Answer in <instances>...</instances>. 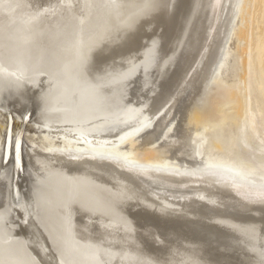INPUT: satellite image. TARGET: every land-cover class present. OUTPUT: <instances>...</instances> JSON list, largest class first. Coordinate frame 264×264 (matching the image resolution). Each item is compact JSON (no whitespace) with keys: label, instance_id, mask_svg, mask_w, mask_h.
<instances>
[{"label":"bare ground","instance_id":"1","mask_svg":"<svg viewBox=\"0 0 264 264\" xmlns=\"http://www.w3.org/2000/svg\"><path fill=\"white\" fill-rule=\"evenodd\" d=\"M209 2L0 0V264H264V184L214 164L227 157L216 130L208 157L195 151L199 130L238 126L240 105L217 109L239 101V86L191 106L186 84L206 78L190 58L170 84L195 33L190 52L200 50ZM225 2L235 20L236 0ZM222 22L210 81L232 39ZM245 38L239 28L234 49ZM44 136L49 147L36 141ZM142 137L166 144L142 149Z\"/></svg>","mask_w":264,"mask_h":264},{"label":"rangeland","instance_id":"2","mask_svg":"<svg viewBox=\"0 0 264 264\" xmlns=\"http://www.w3.org/2000/svg\"><path fill=\"white\" fill-rule=\"evenodd\" d=\"M210 2L213 4H210V7L208 8V10L203 9L202 16L204 18L201 16V20L199 24H198V19H199L198 16H200V14L197 16V19H196L197 21L195 25L197 26L198 24L199 26L202 22V25L204 28V33H203L204 35L201 34L203 36L201 37L204 40L203 39L200 40V45L198 44L200 50L194 51L193 52L194 54L190 52V50L194 46V41L196 40V37L199 36L198 33H195L193 34L194 38L191 39L190 41V44H189L190 46L187 47V50H184L182 52V59H183V61L181 62L182 64L179 66L177 70L178 74L175 75L173 81L170 84L172 85V84L177 83L180 77L183 63L184 62L186 63V59L190 58L189 61H190L191 66L198 65L197 66L198 67L197 77L199 76L201 79H203L204 77L206 78L205 81L202 82V85H199L197 83H196L197 85L196 84L191 85L189 83H188L189 85L186 84L185 87H188V86L190 87V89L188 87V90L186 91V93L189 91L187 93L188 95H191L192 93L195 92L191 96L192 97L191 101L194 102L190 104L191 106L195 105L197 107L198 106L200 107L202 105L203 98H204V102L208 100L207 98L211 96L215 98H220V95L222 94L221 91L223 88H230V87L233 88L235 84L236 86H239V94H238L239 101L229 100L230 102L227 101L225 103H222L217 109V113L232 114L234 113L235 107L237 105H240L241 116L238 119V126L233 128V126L230 125V122H227L225 123V127L222 126L218 129L216 127H211L209 130H204V129L199 130L198 132H196L194 136L197 139L195 142L196 144L195 151H196V154L199 160H201L202 158H207L208 152L210 150H209L208 138H205V137L209 132H213L216 130L218 137H220V145H219L221 148L220 154L223 155L225 152L227 154V157L223 155L225 157L222 156L220 160L215 159L216 161H214V164L221 168L224 167L227 170L231 169L239 177H242L244 179L248 177H252V180H254L255 182L264 184V0H236L235 6H234L236 8V11L233 16L235 20H232L233 19L232 18L231 21L227 13L229 11L231 12L232 5H233L231 4L232 2L230 4H226L228 7L224 6L225 3H227L225 2V0H210ZM218 2L219 4L220 2L222 3L219 5L217 4ZM214 5L215 6L219 5L218 7H215V8H218L217 10L216 9L214 10ZM219 7H221V9ZM241 7L243 8L242 19L239 20V18L241 17L239 13ZM226 9H228L229 11H226ZM201 11H202V8H201ZM223 11L224 13L221 14L220 12H223ZM232 12L234 13V11ZM221 20L225 21L224 24H226L224 25L225 27L223 28L224 34L227 31L228 34L230 33L232 39L228 40L229 44H228L227 52L225 53V55L222 53V55H220V58L218 59L216 63L214 78H217V79L210 81L209 72H211L210 70H211L212 60L216 56L215 53L218 50L220 52V49H221L219 47L220 41L217 40V35H214V34L220 33L222 30L221 28L223 26V22ZM213 21H215L216 24ZM210 22L212 23V25ZM204 23H205V26H204ZM220 23L222 25H220ZM209 24L210 26H208ZM227 25H229V28H227L228 27ZM239 28L246 31V38L244 40H240L238 43V48L234 49V46H233V43L235 40L234 38ZM212 30H214V33ZM213 38L215 41L213 40ZM226 40H225V45L227 42ZM208 50H212V51L210 52ZM204 53L208 55L206 56V54ZM227 65L230 66V71L228 75L226 76L225 73L227 72V70H224V69L226 68ZM226 80L228 82H226ZM191 86L193 88H191ZM215 87H217L218 90ZM180 88H181L180 89V92H181L183 87L181 86ZM195 95L197 96L194 97ZM177 98H178V95L177 97L174 96V100H176ZM195 98H197V100ZM1 105L3 106L4 104H0V106ZM3 110L6 111L5 107H0V129H2V131L4 130V118L2 116ZM11 111L13 112V110ZM30 117L33 120L35 119L33 112H30ZM26 129H30L31 132L33 131L32 134H30L31 136L34 134V131L36 132V128L33 127V125H30V126L28 124L25 125V130ZM234 130H236V132L232 136H229L231 133H233ZM35 137L37 138V135ZM145 138L144 137L140 138L142 142V144L140 143L142 145L141 147L142 149H153L154 147L161 146L162 144L165 143L164 142L165 139L163 140L160 139L157 143H155V145L143 146L145 145V143H143ZM39 140H36V141L40 142L39 144L44 147H49L53 143L49 137H45V136L41 137ZM131 141L133 142V139ZM105 153L114 154V156H117L118 161L122 163H126V164H137V165L145 164L146 166L149 167V169L158 168V169H164V170L166 169V170H174V171H176L177 169V166H176V163H178L177 160L172 161L171 159L162 158L163 160L155 159L153 161L143 162L137 158H131L130 156H127L128 154L127 151L117 152V151H113L112 149L108 151L107 149ZM4 170H6L5 167H4ZM24 185L25 184L21 182V186H24ZM27 188L28 187L26 186L25 188L21 189L24 194L27 192ZM144 194L148 197V194H146V192H144ZM168 200L170 199L168 198Z\"/></svg>","mask_w":264,"mask_h":264},{"label":"water","instance_id":"3","mask_svg":"<svg viewBox=\"0 0 264 264\" xmlns=\"http://www.w3.org/2000/svg\"><path fill=\"white\" fill-rule=\"evenodd\" d=\"M20 228H22V227H20Z\"/></svg>","mask_w":264,"mask_h":264}]
</instances>
